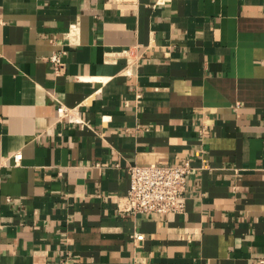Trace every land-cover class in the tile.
Instances as JSON below:
<instances>
[{"label": "crops", "instance_id": "obj_1", "mask_svg": "<svg viewBox=\"0 0 264 264\" xmlns=\"http://www.w3.org/2000/svg\"><path fill=\"white\" fill-rule=\"evenodd\" d=\"M184 161L183 212L121 210ZM260 259L264 0H0V264Z\"/></svg>", "mask_w": 264, "mask_h": 264}, {"label": "built area", "instance_id": "obj_2", "mask_svg": "<svg viewBox=\"0 0 264 264\" xmlns=\"http://www.w3.org/2000/svg\"><path fill=\"white\" fill-rule=\"evenodd\" d=\"M48 60L57 71L63 66L58 53H52ZM56 112L58 118L68 116V109L62 105L57 107ZM11 157L17 163L21 159V154L15 152ZM189 171L188 161L178 165L156 163L130 165L127 168L129 187L123 197L121 210L132 214L183 212L184 190ZM131 238L139 241L143 239V234L134 232ZM259 263L264 264V259H260Z\"/></svg>", "mask_w": 264, "mask_h": 264}]
</instances>
